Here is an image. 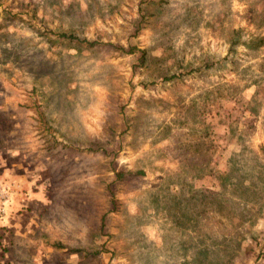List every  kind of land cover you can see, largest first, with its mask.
Masks as SVG:
<instances>
[{"label":"rangeland","instance_id":"obj_1","mask_svg":"<svg viewBox=\"0 0 264 264\" xmlns=\"http://www.w3.org/2000/svg\"><path fill=\"white\" fill-rule=\"evenodd\" d=\"M0 264H264V0H0Z\"/></svg>","mask_w":264,"mask_h":264},{"label":"trees","instance_id":"obj_2","mask_svg":"<svg viewBox=\"0 0 264 264\" xmlns=\"http://www.w3.org/2000/svg\"><path fill=\"white\" fill-rule=\"evenodd\" d=\"M82 42H83V41H82ZM129 52H131V53H134V52H138V53H140L141 55H140L139 59L141 60V62L144 61V58H145V51H144L143 49H137V48L132 47V48L129 50Z\"/></svg>","mask_w":264,"mask_h":264}]
</instances>
